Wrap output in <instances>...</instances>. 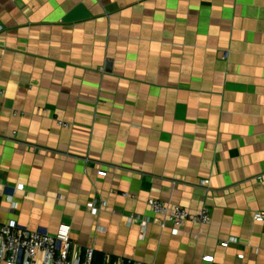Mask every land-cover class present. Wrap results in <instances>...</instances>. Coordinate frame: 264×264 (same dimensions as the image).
Here are the masks:
<instances>
[{"label": "crops", "instance_id": "1", "mask_svg": "<svg viewBox=\"0 0 264 264\" xmlns=\"http://www.w3.org/2000/svg\"><path fill=\"white\" fill-rule=\"evenodd\" d=\"M0 26L3 220L145 264H264V0H0ZM150 198L211 222L175 234Z\"/></svg>", "mask_w": 264, "mask_h": 264}, {"label": "built area", "instance_id": "2", "mask_svg": "<svg viewBox=\"0 0 264 264\" xmlns=\"http://www.w3.org/2000/svg\"><path fill=\"white\" fill-rule=\"evenodd\" d=\"M2 29L3 26H0V31ZM42 112H45V109ZM58 123L70 127L67 122ZM209 182L206 179L202 184L208 185ZM148 204L156 218L172 223L175 234L179 233L188 222L206 225L212 219L208 207L192 211L156 198H150ZM255 219L263 222L264 212H256ZM151 221H153L151 217L131 216L128 224L140 222L145 228ZM71 231L72 227L69 224H61L54 234L35 231L21 227L15 220L6 221L0 217V264H145L136 259L114 257L110 254H105L103 259L97 262L93 247H85L77 252ZM228 244V242L222 243L223 246ZM239 258H244V254L239 255ZM205 259L213 260L214 257Z\"/></svg>", "mask_w": 264, "mask_h": 264}, {"label": "trees", "instance_id": "3", "mask_svg": "<svg viewBox=\"0 0 264 264\" xmlns=\"http://www.w3.org/2000/svg\"><path fill=\"white\" fill-rule=\"evenodd\" d=\"M103 254L96 253V261L100 262L103 259Z\"/></svg>", "mask_w": 264, "mask_h": 264}]
</instances>
